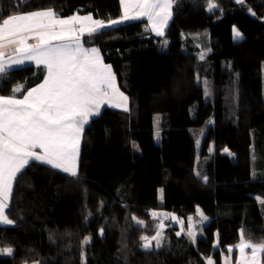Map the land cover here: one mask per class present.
<instances>
[{
  "label": "trees",
  "instance_id": "1",
  "mask_svg": "<svg viewBox=\"0 0 264 264\" xmlns=\"http://www.w3.org/2000/svg\"><path fill=\"white\" fill-rule=\"evenodd\" d=\"M214 2L209 12L208 0H174L162 37L146 18L83 37L111 65L130 110L105 106L85 125L77 176L39 162L17 175L6 210L14 223L0 225V248L14 251L0 264H225L241 229L264 242V0ZM48 8L105 22L122 14L120 0H0V21ZM13 69L2 96L21 86L22 97L46 72ZM197 207L208 220L195 242L176 235L179 223L167 225L160 248H142L159 223L151 213L186 224L200 220Z\"/></svg>",
  "mask_w": 264,
  "mask_h": 264
},
{
  "label": "snow or ice",
  "instance_id": "2",
  "mask_svg": "<svg viewBox=\"0 0 264 264\" xmlns=\"http://www.w3.org/2000/svg\"><path fill=\"white\" fill-rule=\"evenodd\" d=\"M236 2L242 4L243 0ZM173 3L174 0H120L122 15L107 22L94 19L91 14L61 18L52 8L10 14L0 21V79H5L7 72L14 70L13 66H21L25 62H34L46 70L43 81L27 89L23 98L15 95L22 91L21 86L13 88L12 96H0V223H14L6 215V210L14 181L30 162H39L72 177L77 176L85 125L100 114L103 105L125 112L130 110L129 98L117 86L111 65L104 64L98 48L85 47L82 38L141 18H146L149 29L162 37L173 15ZM207 7L209 12L218 10L214 0H208ZM242 38V33L233 26V39ZM29 40L35 42L29 43ZM164 45H167L166 40ZM204 58L202 51L199 59ZM204 83L207 85V81ZM205 95H208L207 89ZM224 152L229 153V149L225 148ZM203 179L207 181V177ZM196 212L200 217L198 223L204 224L208 217L199 207ZM151 215L158 218L161 214L153 212ZM168 218L177 219L174 216ZM132 219L139 225L144 223L135 217ZM177 222L182 227L176 235H187L195 242L197 232L193 217H187V232L183 230L184 221ZM164 227L160 222L155 235L142 236V248L151 249L153 241L155 247L160 248ZM103 232L100 229L99 234L103 235ZM240 236L239 244L227 248L230 254L238 249L239 257L235 264H262L264 242L253 244L246 241L243 229ZM90 240V237H85L84 243ZM249 249L250 254L246 251ZM13 251L12 248H0V255H12ZM207 264L215 262L209 258ZM225 264H230V257L225 259Z\"/></svg>",
  "mask_w": 264,
  "mask_h": 264
},
{
  "label": "rangeland",
  "instance_id": "3",
  "mask_svg": "<svg viewBox=\"0 0 264 264\" xmlns=\"http://www.w3.org/2000/svg\"><path fill=\"white\" fill-rule=\"evenodd\" d=\"M43 10V9H42ZM35 11V10H34ZM172 13H173V8H172ZM84 15H88V14H81V16H84ZM122 15V14H121ZM59 17H61V16H59ZM66 17H69V16H65V17H61V18H66ZM94 18V17H93ZM120 18V17H119ZM119 18H117V19H119ZM95 19V18H94ZM141 19H143V18H141ZM171 20V19H170ZM127 22V21H126ZM170 22V21H169ZM116 25H118V24H116ZM168 25H169V23H168ZM168 25H167V27H168ZM167 27H166V29H167ZM147 29H148V26H147ZM166 29H165V32H166ZM82 40H83V38H82ZM166 40V37H164V41ZM84 46L85 47H88V46H86L85 44H84ZM93 47H95V46H93ZM97 48V47H96ZM105 62V61H104ZM29 64H33L32 62H28L27 64H24V65H29ZM24 65H21V66H24ZM20 66V67H21ZM17 67H19V66H17ZM14 68V67H13ZM261 71H262V76H263V78H264V63H262V65H261ZM112 107V106H111ZM79 170V169H78ZM16 180V179H15ZM14 185H15V181H14ZM14 185H13V190H14ZM12 195H13V192H12ZM12 195H11V197H12ZM11 199V198H10ZM259 201H260V203H261V201H264V198L263 197H259ZM10 202V201H9ZM261 205H262V207L264 208V203H261ZM155 213H159V214H161L159 217H158V219H159V223L160 222H163L164 223V225H165V227H164V229L167 227V225H172V226H176V225H178L179 223L177 222V221H179V220H183V219H181L180 217H179V215H177V214H169V212H167L166 210H159V211H154ZM169 216H174V217H176L177 219L176 220H172V219H169L168 217ZM193 221H194V224H195V231L197 232V235L199 234L198 233V229H199V223H198V221L195 219V217H193ZM0 225H6V224H2V223H0ZM181 225V224H180ZM182 226V225H181ZM187 228H188V224L186 223H184L183 224V230L185 231V232H187ZM164 229H163V236H164ZM243 235H244V239L246 240V241H249L246 237H245V234H244V232H243ZM240 239H241V236H240V238H239V240H238V242H237V244H239L240 243ZM251 242V241H250ZM253 243V242H252ZM236 244V245H237ZM253 244H259V243H253ZM235 246V245H234ZM249 254H250V249L249 250H246ZM230 257V264H235V262H236V259L239 257V251H238V249H234V251L230 254L229 252H227L226 253V255H225V259L226 258H229ZM261 259H262V264H264V255H262V257H261ZM224 263H225V261H224Z\"/></svg>",
  "mask_w": 264,
  "mask_h": 264
},
{
  "label": "crops",
  "instance_id": "4",
  "mask_svg": "<svg viewBox=\"0 0 264 264\" xmlns=\"http://www.w3.org/2000/svg\"><path fill=\"white\" fill-rule=\"evenodd\" d=\"M35 41L34 40H29V43H34ZM101 55V54H100ZM101 57H102V55H101ZM102 59H103V57H102ZM103 62H104V60H103ZM28 62H25V64H27ZM32 63H34V62H32ZM104 64H106L105 62H104ZM108 65V64H107ZM13 67H16V66H13ZM113 70V69H112ZM118 86V85H117ZM35 87V86H34ZM0 96H2V95H0ZM16 98H23V96L22 97H16ZM105 106H110V105H103L102 107H101V110H100V112L102 111V109L105 107ZM82 139H83V133H82V137H81V143H80V149H79V160H78V169H79V164H80V156H81V144H82ZM12 198V197H11ZM10 201H11V199H10ZM10 203V202H9Z\"/></svg>",
  "mask_w": 264,
  "mask_h": 264
}]
</instances>
